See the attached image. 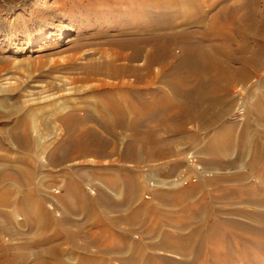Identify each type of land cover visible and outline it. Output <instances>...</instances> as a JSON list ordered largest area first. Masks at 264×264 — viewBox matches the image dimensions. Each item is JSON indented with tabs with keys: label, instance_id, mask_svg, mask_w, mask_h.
Segmentation results:
<instances>
[{
	"label": "rangeland",
	"instance_id": "rangeland-1",
	"mask_svg": "<svg viewBox=\"0 0 264 264\" xmlns=\"http://www.w3.org/2000/svg\"><path fill=\"white\" fill-rule=\"evenodd\" d=\"M181 2L203 20L187 27L173 16L182 36L172 58L139 82L104 65L145 64L150 45L140 61L119 59L133 48H119L110 31L140 22L126 13L138 5L0 0V264H264V0ZM215 19L232 42L205 38ZM187 52L204 56L201 81L185 76ZM126 85L133 103L190 107L183 130L181 110L163 108L138 133L118 129L106 158H68L62 118L77 106L98 110L97 122L113 116L106 93L126 106Z\"/></svg>",
	"mask_w": 264,
	"mask_h": 264
},
{
	"label": "bare ground",
	"instance_id": "bare-ground-1",
	"mask_svg": "<svg viewBox=\"0 0 264 264\" xmlns=\"http://www.w3.org/2000/svg\"><path fill=\"white\" fill-rule=\"evenodd\" d=\"M115 1L118 3L120 2L122 4L132 3L134 5H138L140 8L139 11H134L132 9L131 11L127 10L126 13L134 15L135 17L139 18V20L141 22V24H139L140 22H138V23L134 22L132 27H129V28H115V29L110 30V31H115L114 32L115 37L121 38L122 42H118V45H120L119 48H121L122 50L128 49V48H133V53L131 52L132 54L129 57L120 55L119 59L123 58L124 60H126V59L130 58L131 60H134V61H140L141 57L144 56V55L142 56V54H143L146 46L150 45L152 47V50H151L150 54L148 55L147 60L145 61V64L142 67H138V66L134 67L131 65L118 66L116 64V62H117L116 57L114 58L115 62H113V59H110L109 62L105 63L104 65L109 66V67H114L113 72L115 74L135 73L136 78L139 82L142 81L146 77V75L142 73L143 69L144 70L146 69L147 74L150 75V74H152L151 68L154 65L166 63L172 58V54L170 52L169 47H170L171 43L173 44V42H175L174 37L176 35L180 36L182 33L181 31L178 30L177 26H179V25H177V22L173 20V18H172L173 16H184L185 15L186 21H187L185 26H187V27L192 26L194 24H197L196 21L203 20V18L199 19V17L195 16L194 12H192L190 9H188L187 5L185 6V3H184L185 1L181 2V0H162V1L161 0H115ZM146 18L148 20L153 21V23L150 26L144 25L146 22ZM217 20L215 19L213 21V24L206 28V30L204 32L205 38H207V39H219L222 42H232L231 31H228L227 28H225V27H218V21ZM201 23L202 22H200V24ZM146 36L147 37L149 36V37L147 38ZM165 36H170L171 38L166 39L167 37L165 38ZM212 41H214V40H212ZM201 43H200V45H201ZM190 44H192V43H190ZM118 45H113V46H118ZM192 52H194V51H192ZM120 54H122V53H120ZM203 58H204V56L202 57V56L196 55V54L189 55V52H187V55H185V57L183 59V65L185 64L186 66H188V65L192 66L193 69H191V71L190 70L187 71L185 73V76L187 74H188V76H195L199 81H201L202 77L205 75L204 72L208 71V69L205 68L203 65V63H204ZM116 66H117V68H115ZM177 69H175L176 71H174V75H177ZM161 77L162 76H160V78ZM230 77H231V75L228 73L227 78L229 79ZM219 78H221V77H219ZM124 87L126 88V90H121L122 91L121 96H119V97L123 101L127 102L126 106L128 108L122 102H119L116 99L114 100L115 96L111 92L106 93L107 99H109V100L113 99L112 100L113 104H111L109 106L110 109L113 110V113H114L113 116H110V117L101 116V119H99L97 122V121H94L93 116H94L95 112H98V110H92V108H89L87 110H83V108H86V106H84L83 108L81 106H77V107H72V109H73L72 112L67 114L66 116H64L62 118V123H63L64 129H67V131L69 132L67 140H66L68 143L65 144L63 147V148H67V147L70 148V150L67 151V157L68 158H70V159H72V158H85L88 156H97L98 158H106L109 155L107 153V149L109 147L115 146L116 145L115 143L118 142V140H121V137H119L118 133L116 132V131H118V129H121L122 131H131V132L138 133V128L140 126H142V122H143L141 120L144 119L145 117H147V115L153 116L154 113H156L158 110H161L163 108L168 109L169 107H173L175 109L181 110L180 114L183 116V118L186 119L188 117H191L190 107H188L187 105L186 106L177 105V103H175V101L174 102L169 101L167 105H161L155 101L146 102L147 100L137 101V99H136V101L138 103H135V102L133 103L131 100V97L128 95L129 93L127 92V90L129 91L130 87H128L127 85ZM174 88H175V90H174ZM138 89H139V87H138ZM143 89H142V92H143ZM173 90L177 94V88H176V86L174 87V84H173ZM124 91H126V92H124ZM138 91H139V96L142 99L143 96H141V95L142 94L144 95V93H142L140 89ZM144 91H146V90L144 89ZM157 93H158V91H157ZM212 94H214V93H212ZM133 98H134V96H133ZM79 110L83 111L84 114L83 115L79 114L78 113ZM133 114L138 115V117L135 120L129 121L128 117L133 115ZM91 124H95L96 126L98 125L103 130L108 131L111 135H113L114 143L111 140L105 139L103 136L99 135L100 132L98 131V129L95 127V125H91ZM175 130L177 131V129H175ZM132 143H133L132 140H130L128 142L127 150L120 155L121 159H124V160L128 159V157L130 156V148L132 147ZM154 143H155V145L159 146L163 142L160 140H154ZM159 152H160L158 154L159 156H162V155L165 156L166 155L165 151H163L161 149ZM69 175H71V174H69ZM102 175H104V174L97 173L96 176L101 177ZM93 193L95 194L94 189H93ZM181 193L183 196L184 195L187 196L190 194L189 190H187V189L183 190V192H181ZM80 201L83 203H87V200L85 199V197L81 198ZM88 203H91V200L88 201ZM103 222H104V220H103ZM211 229L213 230V234H218V231H219L218 227H213ZM210 232H211V230H210ZM213 236H216V235H213ZM228 236H230V235H228ZM173 247H175V246H173ZM55 250H56V252L53 251V254L58 259L57 256L58 255L60 256L61 251L59 249H55ZM84 255H86V254H84ZM59 264H62V263L60 262Z\"/></svg>",
	"mask_w": 264,
	"mask_h": 264
},
{
	"label": "crops",
	"instance_id": "crops-1",
	"mask_svg": "<svg viewBox=\"0 0 264 264\" xmlns=\"http://www.w3.org/2000/svg\"><path fill=\"white\" fill-rule=\"evenodd\" d=\"M183 121H185V118H183V116L180 114V111H179V113H177V132H180V131L183 130V128H182ZM84 197H85V196H84ZM85 198H86V197H85ZM98 203H99L100 206H103V205L105 204V200L99 198ZM44 215L46 216V222H47V224H49V225L46 226V228L48 229V230L46 231V233H47V232L51 229V225H52V224H51V221H52V220H49V216H48L47 211L45 212ZM48 220H49V221H48ZM49 222H50V223H49ZM60 236H61V235H60ZM56 238H57V237H56ZM53 239H55V235H52L51 238L47 236V240H48L47 242H48V243H51Z\"/></svg>",
	"mask_w": 264,
	"mask_h": 264
}]
</instances>
